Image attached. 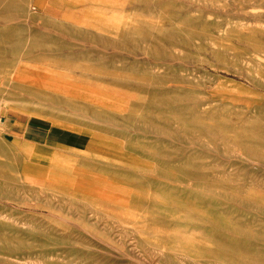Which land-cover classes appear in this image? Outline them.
<instances>
[{
  "label": "rangeland",
  "instance_id": "374dc122",
  "mask_svg": "<svg viewBox=\"0 0 264 264\" xmlns=\"http://www.w3.org/2000/svg\"><path fill=\"white\" fill-rule=\"evenodd\" d=\"M0 264H264V0H0Z\"/></svg>",
  "mask_w": 264,
  "mask_h": 264
},
{
  "label": "bare ground",
  "instance_id": "6f19581e",
  "mask_svg": "<svg viewBox=\"0 0 264 264\" xmlns=\"http://www.w3.org/2000/svg\"><path fill=\"white\" fill-rule=\"evenodd\" d=\"M42 71V70H41ZM45 72V71H44ZM49 73V72H48Z\"/></svg>",
  "mask_w": 264,
  "mask_h": 264
}]
</instances>
